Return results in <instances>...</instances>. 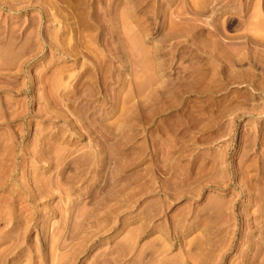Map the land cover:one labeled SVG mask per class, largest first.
<instances>
[{
	"label": "rangeland",
	"instance_id": "374dc122",
	"mask_svg": "<svg viewBox=\"0 0 264 264\" xmlns=\"http://www.w3.org/2000/svg\"><path fill=\"white\" fill-rule=\"evenodd\" d=\"M259 218L264 0H0V264H239Z\"/></svg>",
	"mask_w": 264,
	"mask_h": 264
},
{
	"label": "bare ground",
	"instance_id": "6f19581e",
	"mask_svg": "<svg viewBox=\"0 0 264 264\" xmlns=\"http://www.w3.org/2000/svg\"><path fill=\"white\" fill-rule=\"evenodd\" d=\"M2 2V1H1ZM8 2V1H7ZM3 4V3H2ZM9 4V3H8ZM199 12V11H198ZM201 13V12H200ZM55 14V13H54ZM57 14V13H56ZM59 14V13H58ZM54 16H56V15H54ZM210 31V30H209ZM218 32V31H217ZM12 43V42H11ZM220 57V56H219ZM91 155V154H90ZM95 159V158H94ZM95 161V160H94ZM60 163V162H59ZM58 163V164H59ZM215 163V162H214ZM96 164H98V163H96ZM211 168H212V166H211ZM64 170V169H63ZM61 172V171H60ZM42 190V189H41ZM125 204V203H124ZM211 213V212H210ZM215 213V212H214ZM262 216V215H261ZM260 216V217H261ZM259 217V216H258ZM253 218V217H252ZM256 219H258L257 217H256ZM255 219V220H256ZM260 219V218H259ZM254 220V221H255ZM264 220V219H263ZM260 221H261V219H260ZM253 222V221H252ZM247 223V222H246ZM252 224V223H251ZM255 227H257V228H261V229H258V230H260V237L258 238L259 240H261L263 243H264V234H262V232L264 233V221L262 222H259V221H256L255 222ZM256 228V229H257ZM250 229V228H249ZM250 232V231H249ZM242 235V234H241ZM240 235V236H241ZM258 235V234H257ZM245 236V235H244ZM259 236V235H258ZM245 238V237H244ZM249 238H250V234L249 235H246V240L247 241H249ZM252 238V237H251ZM250 238V239H251ZM258 239H257V242H258ZM254 240H255V238H254ZM250 242V241H249ZM254 242V241H253ZM252 243V242H251ZM256 243V242H255ZM250 244V243H249ZM248 244V245H249ZM259 244V243H258ZM252 246V245H251ZM250 245L248 246L249 248H247V246H246V250L245 251H241L242 252V254H241V259L239 260V264H254V261H255V258L253 259V257H254V255L257 253V252H261L260 254L262 255L263 254V257H262V259L264 260V244H262V245H260V246H257L256 248H253V246L251 247ZM124 249V248H123ZM125 250V249H124ZM242 250H243V248H242ZM255 251V252H253V254L254 255H251L252 253H251V251ZM126 251V250H125ZM240 253V252H239ZM260 254H256L255 256H259ZM261 259V260H262ZM262 260V262H264ZM259 261H260V259H259ZM258 261V262H259ZM262 262H261V264H262ZM256 263V262H255ZM238 264V263H237ZM258 264H260V262L258 263Z\"/></svg>",
	"mask_w": 264,
	"mask_h": 264
}]
</instances>
